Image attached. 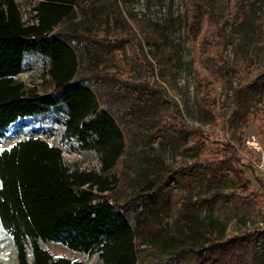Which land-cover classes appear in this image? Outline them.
I'll use <instances>...</instances> for the list:
<instances>
[{
    "label": "trees",
    "instance_id": "obj_1",
    "mask_svg": "<svg viewBox=\"0 0 264 264\" xmlns=\"http://www.w3.org/2000/svg\"><path fill=\"white\" fill-rule=\"evenodd\" d=\"M184 2L181 40L169 26L127 16L120 0L112 6L106 0H34L31 21L17 0H0V141L19 118L58 107L65 116L63 140L96 152L101 162L100 170L71 168L61 147L38 137L0 151V222L20 264H84L53 257L41 240L98 253L103 264H186L183 256L191 264H260L264 230L202 243L174 239L166 207L153 204L184 174L228 173L238 190L254 180L264 192V177L249 178L256 169L231 141H217L214 156L178 166L166 163L155 145L160 137L192 134L208 141L201 126L186 122L184 95L173 84L185 43L193 44L195 97L205 112L215 113L217 86L235 89L224 121L257 117L264 145V0ZM33 55L46 60L52 90L41 92L18 78Z\"/></svg>",
    "mask_w": 264,
    "mask_h": 264
},
{
    "label": "rangeland",
    "instance_id": "obj_2",
    "mask_svg": "<svg viewBox=\"0 0 264 264\" xmlns=\"http://www.w3.org/2000/svg\"><path fill=\"white\" fill-rule=\"evenodd\" d=\"M17 1L24 19L31 21L34 17L32 10L34 0ZM106 1L109 5L112 4V0ZM120 3L127 16L133 15L146 22H159L169 26L181 40H184L187 18L184 0H120ZM226 32L230 58L234 60L236 48L231 42L230 25ZM198 69L193 44L185 43L182 61L173 75V84L184 95L180 104L185 110L186 122L189 125L201 126L208 141L202 142L193 134L186 139L174 136L160 137L155 142L158 152L166 163L178 166L184 162L193 163L197 159L216 155L217 141L227 140L237 146L239 156L251 162L250 159L255 154L244 147L243 141L252 133L257 134L263 141L257 117L251 118L248 123H242L239 117L225 122L222 115L228 110L225 102L227 96L233 95L235 89L224 90L220 86L216 87L218 103L215 113L205 112L195 97ZM46 71V60L39 55H33L27 58L24 70L18 78L28 87L41 92L49 91L53 89V83ZM64 120V110L58 107H52L46 113L37 116L19 118L10 125L6 136L0 141V151L12 147L23 139L38 137L61 147L63 160L71 168L100 170V157L96 152L82 150L74 141L63 140ZM254 175L264 177L257 170L253 174L248 172L249 178L252 179ZM236 183V179L228 173L215 178L204 173L184 174L174 180L168 190L159 193L153 199V204L158 209L166 207L165 215L170 224L169 234L175 237L174 239L183 238L188 242L202 243L215 236L233 238L250 229L264 230L263 190L254 180L252 187L239 190ZM149 209L146 207L145 213L151 215ZM40 245L55 258L67 257L73 261H83L84 264H103L98 258V253L88 255L85 252L73 251L61 242L41 240ZM261 251L260 264H264V244ZM27 258L29 263H32L31 247L28 248ZM183 260L186 264H191L187 256H183ZM0 264H20L14 239L1 222Z\"/></svg>",
    "mask_w": 264,
    "mask_h": 264
},
{
    "label": "built area",
    "instance_id": "obj_3",
    "mask_svg": "<svg viewBox=\"0 0 264 264\" xmlns=\"http://www.w3.org/2000/svg\"><path fill=\"white\" fill-rule=\"evenodd\" d=\"M244 147L256 155L250 160L255 169L264 176V145L260 137L255 133L249 134L244 139Z\"/></svg>",
    "mask_w": 264,
    "mask_h": 264
}]
</instances>
